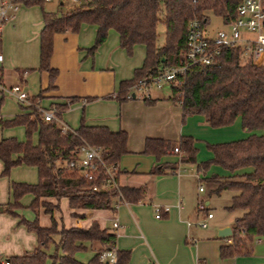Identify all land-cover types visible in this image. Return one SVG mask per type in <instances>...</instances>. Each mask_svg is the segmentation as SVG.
I'll list each match as a JSON object with an SVG mask.
<instances>
[{"label":"trees","instance_id":"trees-1","mask_svg":"<svg viewBox=\"0 0 264 264\" xmlns=\"http://www.w3.org/2000/svg\"><path fill=\"white\" fill-rule=\"evenodd\" d=\"M25 4L43 3L44 0H22ZM240 0H84L79 7L58 13L44 10V26L41 31L40 68L50 71L51 84L57 73L50 65L53 51V37L56 32L78 31L84 22L98 25L97 36L91 50L94 51L107 37L110 28L120 34V43L130 53L135 44L146 45L143 66L136 69L134 77L122 81L119 90L121 99L139 78L166 67L184 63L186 60V35L189 21L198 18L205 25L210 12L223 18L229 24L237 17ZM264 11V0H261ZM163 4V6H162ZM166 27L165 41L160 44L158 25ZM264 31V20H263ZM1 48V37H0ZM1 72V69H0ZM172 98L182 104L184 115L202 113L212 126L232 124L240 116L242 127L250 133L244 138L209 144L213 157L197 162L198 147L195 138L183 135L179 141L161 137H147L144 152L160 158L170 148H179L178 162L197 163L198 171H206L212 164L226 168L228 175L217 173L207 177L217 183L215 191L233 189L229 210H239L232 225L231 242L220 248L222 258L250 253L255 239L264 236V65H256L251 57L242 53L240 45H224L217 59L204 66L191 67L180 84H172ZM36 98V97H34ZM148 102L150 97L144 96ZM76 98L72 97L71 101ZM67 102L57 103L58 114L67 109ZM29 112L18 114L7 120L0 119L2 126L24 125L26 139L4 137L0 140V158L4 161L2 174L8 175L19 164L34 165L38 168L39 179L35 183L12 181L13 201L5 204L4 210L20 215V223L34 231L38 244L24 255L8 257L10 264H46L49 257L52 264H107L100 259L104 251L115 250L117 234L93 221L89 227L72 226L63 228L57 243L59 252L49 255L47 248L54 242L58 232L52 216V226H43L38 214L28 219L16 209L23 206L21 198L28 193L34 195L30 206L38 213L43 202L46 211L53 209L46 196L57 199L68 197L73 208H114L116 196L122 192L126 201L137 202L143 198L142 186L104 183L103 173L90 180L78 170L66 165L75 157V152L85 143L100 146L107 163L118 164L128 152V133L124 129L112 130L107 125L86 124L63 131L55 120H46L43 114L32 106ZM37 134V139L35 135ZM178 163L168 168L177 169ZM165 168L155 167L152 172ZM206 179V177H205ZM94 185L98 188L94 189ZM92 244L96 253L83 262L76 257ZM114 264H128L130 251L116 250ZM1 264V263H0Z\"/></svg>","mask_w":264,"mask_h":264},{"label":"crops","instance_id":"crops-1","mask_svg":"<svg viewBox=\"0 0 264 264\" xmlns=\"http://www.w3.org/2000/svg\"><path fill=\"white\" fill-rule=\"evenodd\" d=\"M18 1L19 8L4 23L1 33L0 81L6 86L22 83L33 97L40 98L43 106L54 109L71 128H77L84 121L107 125L112 130H126L128 152L118 163V181L121 185L142 186L145 193L137 202L122 201L116 210L73 208L68 197H43L42 200L54 204L52 213L46 211L43 202L37 213L30 206L34 195L28 193L21 198L23 206L16 210L28 219L38 214L40 223L46 227L52 226L53 216L58 230L54 234L56 247L63 228L89 227L96 220L101 227L117 234L115 250L130 251L128 264H199L200 261L206 264H260L253 256L252 248L247 255L221 257L220 248L227 239L218 235V228L232 226L234 219L217 218L213 213L207 227L197 224L200 216L203 217L207 210L212 211L208 199V209H198L197 201L203 198L205 191H200L198 179L201 181L206 177L207 180L214 173L226 176L228 171L210 173L212 167L219 164L198 171L197 163L178 162L181 153L175 150L176 146L160 158L144 152V146L147 137L179 141L183 135L193 136L198 147L197 162H201L214 155L209 144L244 138L261 130H245L240 116L232 124L223 126L210 125L202 113L185 116L182 104L172 98V88L165 91V86L152 90L149 98L152 102L139 93L121 99L118 95L121 83L134 77L136 69L143 66L146 45L135 44L129 53L120 43L118 30L110 28L106 39L92 51L98 30L95 23L84 22L78 31L54 34L50 65L57 73L53 86L50 85V71L40 68L44 10L61 13L80 5L73 0H44L34 4ZM242 34L252 35L245 30ZM72 97L76 99L71 101ZM60 102H67L68 107L58 114L57 103ZM29 110L31 108L15 95L0 89V119H11ZM13 136L26 139L25 126H2L0 123V140ZM34 137L37 139V134ZM203 148L208 150L209 157L199 159V150ZM176 162L177 169L170 171L168 167ZM186 165L191 169H186ZM4 166L0 158V258L7 259L24 255L38 244L37 234L20 223V215L5 211L3 206L14 199L13 180L35 183L39 173L34 165L19 164L4 175ZM155 167H163L165 171L154 173ZM155 204L169 205L170 209L157 217ZM114 212L120 220L117 228L113 226ZM86 244L94 255L96 250L92 244Z\"/></svg>","mask_w":264,"mask_h":264},{"label":"built area","instance_id":"built-area-1","mask_svg":"<svg viewBox=\"0 0 264 264\" xmlns=\"http://www.w3.org/2000/svg\"><path fill=\"white\" fill-rule=\"evenodd\" d=\"M73 1L79 5L82 4V0ZM19 5L18 0H0V37L4 23L19 8ZM237 13V17L227 24V29H219L214 35H208L204 32V25L200 19H191L186 35L185 62L166 67L160 66L156 72L139 78L127 93V97H133L137 93L150 97L152 90L155 88H161L165 84H180L191 67L213 63L224 45H240L243 55L251 57L256 65H264V11L261 0H240ZM242 30L250 32L252 35H243ZM1 60L2 53L0 52ZM0 89L15 95L20 102L26 105L35 106L46 120H55L64 132L72 129L59 118L54 109L43 106L40 98H34L22 83L6 86L0 81ZM175 150L178 151L179 148L175 147ZM66 165L78 170L90 180L96 179L100 173H103L104 183L115 187L120 185L118 181V164L107 163L100 146L85 142L75 152V157L66 161ZM96 188H98L97 185H94V189ZM199 189L200 191L205 189L203 183L200 184ZM122 201H125V198L122 192L119 191L112 209L116 210ZM154 209L156 216L161 217L164 211L170 209V206L155 204ZM198 209L200 211L208 209V204L204 198H199ZM211 217H213V212L207 210L205 215L197 221V224L201 227H207ZM112 219L113 226L115 228L119 227L120 220L116 212H114ZM254 241L260 242V238ZM227 242H231V239L227 238ZM100 259L107 264H114L117 261V252L116 250L104 251L100 254ZM0 263L10 264V261L6 258H0ZM199 264L206 263L200 261Z\"/></svg>","mask_w":264,"mask_h":264},{"label":"rangeland","instance_id":"rangeland-1","mask_svg":"<svg viewBox=\"0 0 264 264\" xmlns=\"http://www.w3.org/2000/svg\"><path fill=\"white\" fill-rule=\"evenodd\" d=\"M53 2H56V0H54ZM162 6H163V4H162ZM222 28H224V29L228 28V26L224 22L223 18L219 15H216V14L210 12V19L204 25V32L208 35H214L217 33V31L219 29H222ZM165 30H166L165 25L163 23H160L158 25V39H159L160 44L164 43V41H165V34H166ZM243 31L244 30H242V32ZM163 90L170 91L171 85L165 84V88ZM29 106L32 107V105L28 104V107ZM208 154L209 153H208V150H206V148L200 149L199 153H198V158L199 159L208 158L209 157ZM211 154L212 153L210 152V155ZM185 168L189 169V170L191 169L190 165H186ZM223 169L226 170V168H224L220 165H214L212 167V170L210 173H212L213 171H223ZM197 182H199V183L201 182L204 184L205 191L202 193L204 196H201V197H203L205 201H206V199H208L210 201L209 206H210L211 210L213 211V213L215 214V216L217 218L225 217V218H230V219L235 220V218L239 215L240 211L239 210H229L227 208V206L231 204L232 196L234 194V190L233 189H224L223 191L218 193L215 191L216 184L214 182H211V181H208L205 179H203L201 181L198 179ZM53 205L54 204H50L52 209H53ZM196 206H197V203H196ZM200 217H202V216H200ZM208 225H209V221H208ZM252 249H253V256L255 258H257L258 263L264 264V236H261L260 242L253 241ZM48 250H49V255H54L55 253L59 252L57 250V247H56L54 242L50 243ZM92 256H93V250L91 247H89L86 250H82L76 254L77 258H79L80 260L85 261V262L88 261ZM52 261H53L52 258L49 257L47 260V263L52 264Z\"/></svg>","mask_w":264,"mask_h":264},{"label":"water","instance_id":"water-1","mask_svg":"<svg viewBox=\"0 0 264 264\" xmlns=\"http://www.w3.org/2000/svg\"><path fill=\"white\" fill-rule=\"evenodd\" d=\"M82 3H84V0H82ZM232 232L233 230H232L231 225H225V226L218 228V235L221 236V238H226V239L229 238Z\"/></svg>","mask_w":264,"mask_h":264}]
</instances>
